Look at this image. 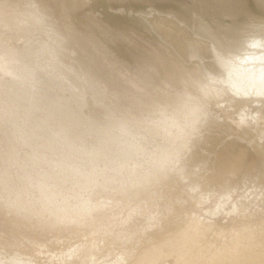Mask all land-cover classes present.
<instances>
[{
    "label": "rangeland",
    "instance_id": "obj_1",
    "mask_svg": "<svg viewBox=\"0 0 264 264\" xmlns=\"http://www.w3.org/2000/svg\"><path fill=\"white\" fill-rule=\"evenodd\" d=\"M254 55L264 0H0V264H264Z\"/></svg>",
    "mask_w": 264,
    "mask_h": 264
},
{
    "label": "bare ground",
    "instance_id": "obj_2",
    "mask_svg": "<svg viewBox=\"0 0 264 264\" xmlns=\"http://www.w3.org/2000/svg\"><path fill=\"white\" fill-rule=\"evenodd\" d=\"M148 20L152 23V26L153 28L159 32L162 37L171 42L175 48L179 51V53L185 58V59H190V52H191V49L193 48L194 50H196V52L198 53V55L200 56H204V57H201V61H203L205 63V66H210V68H212L213 64L207 59L210 51H212V46L210 44H208V42L206 40H202L201 38L197 37V36H194L189 30H187L186 28H183V27H180L178 22L176 20H174L172 17H166L164 15H160V14H157L156 12H153L149 17L147 16ZM172 30H174V32L176 30H180L178 34H175L173 32H171ZM169 33V34H168ZM183 39H186L187 41H183ZM260 55L259 57L258 56H255L252 57L254 60L252 63V68L251 71L253 73L254 69L256 68V66L261 70L260 73H258L261 78H259V80H263L264 79V71L262 73V69L264 70V56ZM207 66V67H208ZM209 68V67H208ZM257 68V69H258ZM262 68V69H261ZM210 72L212 69H209ZM228 71V70H226ZM209 72V73H210ZM240 73L234 75L230 72H228L227 74V78L225 79V83L227 84V86L231 89H232V92H235V93H239L240 95H248L249 93H251V91L254 89H259V90H264V89H261V85L259 86V84H256L254 82H251L250 80H244L246 78L248 72H242V70H239ZM242 72V73H241ZM256 72V71H255ZM250 73V72H249ZM251 73V74H252ZM213 74V72H212ZM226 74V73H225ZM256 78V77H255ZM258 80V79H257ZM255 81V79H254ZM264 81V80H263ZM264 84V83H262ZM258 87V88H257ZM261 87V88H260ZM256 90H254V92H257ZM238 91V92H236ZM253 92V93H254ZM252 95V94H251ZM255 95V93H254ZM256 96V95H255ZM256 98V97H255ZM256 100V99H255ZM257 102V101H256ZM254 109L252 108V110L250 111V114L248 115H251L250 117H252L253 113H254ZM245 117H246V114H245ZM202 125V124H201ZM175 154V153H174ZM258 156L260 155L259 152L256 153ZM173 156V155H172ZM174 157V156H173ZM172 157H170L171 159ZM169 159V158H168ZM168 159H166L168 161ZM177 159V158H176ZM164 160V159H163ZM163 164V163H161ZM160 164V165H161ZM168 165V164H167ZM172 169V168H171ZM192 217V216H191ZM175 236V234H174ZM182 238H183V234H181ZM180 236V237H181ZM163 238V240H162ZM161 238V240L163 241V243H165L164 241H167L168 240L172 241L175 240L173 238V234H170L167 230L166 232V235H164L163 237ZM179 238V237H178ZM177 240V239H176ZM181 240V238L178 239V241ZM186 240V238L184 239ZM184 240L182 242H184ZM161 241V242H162ZM188 241V240H187ZM175 243V241H173ZM162 243V244H163ZM170 244H172L171 242H169ZM181 242L179 241V244ZM178 244V243H177ZM156 245V244H155ZM181 245V244H180ZM169 246H172V245H169ZM157 247V245L155 246ZM159 247V246H158ZM157 247V249H158ZM155 248H151L152 251H156L154 250ZM150 251V249H148ZM143 251V250H142ZM142 251H141V254H142ZM151 252H147L145 253L146 257H144V255H141V258L142 260L145 261L146 258H148V260L151 259V256L150 254L152 253ZM159 251V250H158ZM143 253V254H144ZM155 253H158V252H155ZM140 254V252L138 253V255ZM149 255V256H148ZM153 255H155L153 253ZM152 255V256H153ZM143 256V257H142ZM148 256V257H147ZM138 258L140 259V257L138 256ZM145 258V259H144ZM153 259V258H152ZM151 259V260H152Z\"/></svg>",
    "mask_w": 264,
    "mask_h": 264
}]
</instances>
